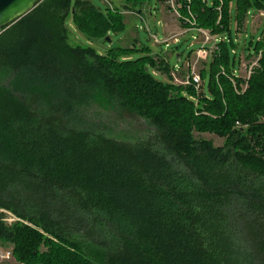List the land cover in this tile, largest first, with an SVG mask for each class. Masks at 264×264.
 <instances>
[{
	"label": "trees",
	"instance_id": "obj_1",
	"mask_svg": "<svg viewBox=\"0 0 264 264\" xmlns=\"http://www.w3.org/2000/svg\"><path fill=\"white\" fill-rule=\"evenodd\" d=\"M160 1L214 41L198 89L174 85L182 64L149 48L132 58L136 46L71 44L69 17L88 41L106 40L147 0L107 14L42 0L0 29V243L18 263L264 264V21L240 57L232 38L250 14L264 18V0ZM242 58L257 59L247 79ZM95 103L151 131L117 139L87 115Z\"/></svg>",
	"mask_w": 264,
	"mask_h": 264
},
{
	"label": "rangeland",
	"instance_id": "obj_2",
	"mask_svg": "<svg viewBox=\"0 0 264 264\" xmlns=\"http://www.w3.org/2000/svg\"><path fill=\"white\" fill-rule=\"evenodd\" d=\"M88 1L97 9H100L104 14H107L108 9H119L120 11H124L126 3L125 0ZM167 6L168 5L163 1L147 0L143 8H141L140 14L128 11L124 12L122 14L124 28L120 33L109 34L110 43L105 39L88 41L75 30L72 18L69 17L66 21V26L70 33V42L73 45H88L99 53H105L111 45H120L122 47L136 46L137 50L130 54L132 58L141 57L144 55V52L140 49L149 48L152 55L163 57L170 66L182 64L178 70L182 75L180 73L179 75L173 73V78L171 80L174 85H181L189 74L191 75L193 73L199 76V71L203 68V63L205 61L202 57H198L197 51L202 48L208 56L214 49V41L211 40L204 43V36L205 34L209 35L208 31L201 30L202 32H200V35L194 30L186 32L187 29L182 28L179 23L177 12H169ZM169 7L172 8V4L169 3ZM263 21L264 18L262 17V13L250 14L247 19L246 32L238 36H236L234 27L232 26V38L236 43L235 51H237L238 57H240L242 49L244 48V40H246L249 34L256 33L254 35L256 36V31L263 24ZM163 25L166 30V37H164ZM163 38L168 39L169 42L167 44L163 42V44H160L159 42L162 41ZM174 38H177V40L174 41ZM190 51L192 54L186 60V56ZM178 55L181 58L180 61H177ZM256 60L257 59L254 58L247 60L241 59L239 69V76L241 78L247 79L249 77L250 69L257 64ZM149 71L152 72V70ZM156 75H158L157 78L159 80H162V78L163 80H167V77L164 75L162 76L159 72H156ZM244 90L245 85H243L239 91L243 93ZM171 95L173 96L175 93ZM87 115L91 117L92 120L105 124L108 127L109 133L117 139L135 141L147 136L151 131L144 118L128 111L112 110L109 107H102L95 103L88 108ZM193 135L195 138L211 140L216 147L222 146L225 142L224 138L214 133L194 132ZM14 222H12V224ZM12 263L17 264L18 262L15 260Z\"/></svg>",
	"mask_w": 264,
	"mask_h": 264
},
{
	"label": "water",
	"instance_id": "obj_3",
	"mask_svg": "<svg viewBox=\"0 0 264 264\" xmlns=\"http://www.w3.org/2000/svg\"><path fill=\"white\" fill-rule=\"evenodd\" d=\"M42 0H0V29L8 28L31 12ZM110 43V39L106 38Z\"/></svg>",
	"mask_w": 264,
	"mask_h": 264
},
{
	"label": "built area",
	"instance_id": "obj_4",
	"mask_svg": "<svg viewBox=\"0 0 264 264\" xmlns=\"http://www.w3.org/2000/svg\"><path fill=\"white\" fill-rule=\"evenodd\" d=\"M167 2L172 4L173 9L175 8L174 1L167 0ZM173 11H175V10H173ZM200 32H202V31L200 30L199 33ZM204 37H205L204 43L209 42L211 40V38L208 34H205ZM176 40H177V38H174V41H176ZM160 42H162V41H160ZM168 42H169L168 39L163 40V43H168ZM197 55H198V57L200 56L203 59L207 58V55H206L205 51L202 50V48H200L197 51ZM175 70H178V68L176 67ZM186 78L187 79L185 81H183L182 84H190V81H191L194 84L195 88L198 89V87L200 85V81H201L199 76H196L192 73L191 75L189 74ZM7 216L8 217L5 219L6 223L11 224L12 222L16 221V219L11 214L7 213ZM14 261H15V259L12 255V249L7 247V246H3L0 243V264H13L12 262H14Z\"/></svg>",
	"mask_w": 264,
	"mask_h": 264
},
{
	"label": "crops",
	"instance_id": "obj_5",
	"mask_svg": "<svg viewBox=\"0 0 264 264\" xmlns=\"http://www.w3.org/2000/svg\"><path fill=\"white\" fill-rule=\"evenodd\" d=\"M163 29H164L163 32H164V34H165L164 37H166V33H165L166 30H165V26H164V25H163ZM186 32H187V30H186Z\"/></svg>",
	"mask_w": 264,
	"mask_h": 264
}]
</instances>
